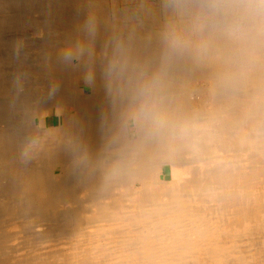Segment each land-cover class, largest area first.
Masks as SVG:
<instances>
[{
    "label": "bare ground",
    "instance_id": "bare-ground-1",
    "mask_svg": "<svg viewBox=\"0 0 264 264\" xmlns=\"http://www.w3.org/2000/svg\"><path fill=\"white\" fill-rule=\"evenodd\" d=\"M85 15V0H0V264H264V69L215 89L193 74L171 136L96 156L102 82L57 60ZM36 131L45 150L23 164ZM70 139L94 157L83 170Z\"/></svg>",
    "mask_w": 264,
    "mask_h": 264
},
{
    "label": "clouds",
    "instance_id": "clouds-1",
    "mask_svg": "<svg viewBox=\"0 0 264 264\" xmlns=\"http://www.w3.org/2000/svg\"><path fill=\"white\" fill-rule=\"evenodd\" d=\"M85 0L86 15L57 60L82 71L85 86L102 82L110 114L102 117L103 143L112 149L130 134L163 142L179 125L182 85L207 73L213 89L229 87L264 69V0ZM111 116V120H110ZM39 131L25 138L19 158L28 164L45 150ZM73 166L93 160L69 140Z\"/></svg>",
    "mask_w": 264,
    "mask_h": 264
}]
</instances>
